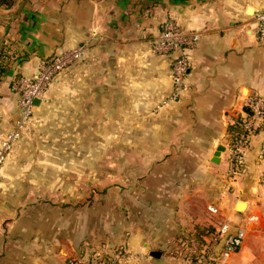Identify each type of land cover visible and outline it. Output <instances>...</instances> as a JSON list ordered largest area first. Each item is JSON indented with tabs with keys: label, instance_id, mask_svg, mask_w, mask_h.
<instances>
[{
	"label": "crops",
	"instance_id": "1",
	"mask_svg": "<svg viewBox=\"0 0 264 264\" xmlns=\"http://www.w3.org/2000/svg\"><path fill=\"white\" fill-rule=\"evenodd\" d=\"M22 1L20 11L10 14ZM260 9L264 0H17L12 8L0 6L6 61L4 71L0 65V134L16 129L21 118L15 81L35 75L47 59L84 46L83 57L71 66L86 71L89 108L106 114L128 110L121 113L126 118L150 110L153 205L164 207L153 210V248L145 242L135 247L142 235L132 231L131 264H201L189 262L192 248L172 237H182L195 224L214 231L227 221L233 230L246 226V237L223 264H264V124L250 137L236 174L230 133L244 115L246 98L264 97V40L254 32ZM170 18L184 30L200 32V39L190 51L186 90L165 103L173 90L171 58L155 53L152 44ZM3 185L0 264H71L96 253L115 254L117 242L111 239L122 235L110 238L109 230L93 223L92 213L77 218L63 205L51 215L33 212ZM239 202L245 203L242 211ZM210 205L219 212H211ZM203 239L202 252L209 234ZM152 251L161 255L151 256Z\"/></svg>",
	"mask_w": 264,
	"mask_h": 264
},
{
	"label": "rangeland",
	"instance_id": "2",
	"mask_svg": "<svg viewBox=\"0 0 264 264\" xmlns=\"http://www.w3.org/2000/svg\"><path fill=\"white\" fill-rule=\"evenodd\" d=\"M76 65L51 83L44 104L36 107L0 167V183L33 212L51 215L63 205L77 218L92 213L93 223L109 230L110 238L117 232L122 235L111 243L117 242L116 251L124 250L119 264H131L133 251L127 241L132 231L142 235L135 247L145 242L153 248V212L164 207L153 205L150 110H141L139 118H126L121 113L128 110L119 114L109 109L106 114L107 110L89 108L86 71L74 69ZM137 120L142 125L134 123ZM175 208L178 212L180 205ZM207 229L212 226L195 224L187 235L171 241L192 248L186 258L195 262L194 251Z\"/></svg>",
	"mask_w": 264,
	"mask_h": 264
},
{
	"label": "built area",
	"instance_id": "3",
	"mask_svg": "<svg viewBox=\"0 0 264 264\" xmlns=\"http://www.w3.org/2000/svg\"><path fill=\"white\" fill-rule=\"evenodd\" d=\"M255 35L264 40V9L254 15ZM200 39V32L182 29L175 19L163 22L160 33L153 39L152 50L160 55L169 56L172 64L173 90L165 101L169 103L179 100L187 88V77L192 67L190 51L195 48ZM85 53L84 46L66 50L42 63L38 72L33 76H25L16 80L14 89L20 95L19 107L21 118L16 129L0 134V167L5 163L16 141L20 138L21 130L32 118L36 109V100H43L45 94L60 74L69 66L79 61ZM242 131L232 136L231 172L236 174L243 164V150L250 137L257 133L264 124V97L253 94L246 98L244 115L241 119ZM261 156L264 157V141L261 144ZM209 210L218 213L219 208L210 205ZM246 237V226L232 229L227 221L209 234V240L204 246L201 264H223V261L240 250ZM216 255V261L211 256ZM124 250L119 249L109 258L102 253L73 260L71 264H119L122 263Z\"/></svg>",
	"mask_w": 264,
	"mask_h": 264
},
{
	"label": "trees",
	"instance_id": "4",
	"mask_svg": "<svg viewBox=\"0 0 264 264\" xmlns=\"http://www.w3.org/2000/svg\"><path fill=\"white\" fill-rule=\"evenodd\" d=\"M16 1L17 0H0V6L9 9V8H12L15 5ZM1 55L3 56V54H1ZM2 56L0 57V65H1V71H4V69L6 67V64H5L6 61H3L4 57H2ZM0 77H1V74H0ZM241 131H242V124H241V120L239 119L231 127V132L230 133H231L232 136L236 137V135L238 133H240ZM204 232L202 233V238L200 239V243H199L200 247H199V249H197L195 251V254H194V257H193L194 260H196V262L202 260V258H203L202 246H203V243L205 242V240L203 238H204V236L206 234H210L212 232V230L207 229ZM110 256H112V255H105V257H107V258H109ZM211 261L212 262L216 261V255L215 254L211 256Z\"/></svg>",
	"mask_w": 264,
	"mask_h": 264
},
{
	"label": "water",
	"instance_id": "5",
	"mask_svg": "<svg viewBox=\"0 0 264 264\" xmlns=\"http://www.w3.org/2000/svg\"><path fill=\"white\" fill-rule=\"evenodd\" d=\"M23 4H24V2L22 1V2H20L19 4H17L12 10H11V12H10V14H12V15H16L19 11H20V9L22 8V6H23ZM250 13H252V9L250 8ZM1 54H2V47H1V43H0V57H1ZM36 105H39L40 104V100H36ZM222 149V147H220L218 150H221ZM215 161H217V160H215ZM244 206H245V203L244 202H239V204H238V209H239V211H242L243 210V208H244ZM159 255H161V252H159V251H152L151 252V256H159Z\"/></svg>",
	"mask_w": 264,
	"mask_h": 264
}]
</instances>
